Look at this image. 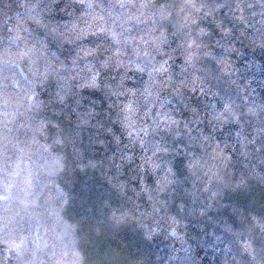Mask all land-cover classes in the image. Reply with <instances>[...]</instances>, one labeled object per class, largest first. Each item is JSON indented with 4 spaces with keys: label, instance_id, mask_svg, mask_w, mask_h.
<instances>
[{
    "label": "trees",
    "instance_id": "obj_1",
    "mask_svg": "<svg viewBox=\"0 0 264 264\" xmlns=\"http://www.w3.org/2000/svg\"><path fill=\"white\" fill-rule=\"evenodd\" d=\"M114 3L0 0V57L5 48L35 43L40 51L32 55L40 57L41 70L51 62V71L35 86L36 104L17 112L13 124L18 139L42 142L22 161L33 173L27 178L33 203L17 217L14 231L35 247L45 228L72 225L74 239L87 233L100 264H117L109 258L111 249L123 255L119 264H259L264 261V0H197L211 14L202 9L188 27L175 16L160 22L166 29L161 46L174 50L171 54L183 52L189 28L202 45L199 51L209 53L198 60L199 86L180 84L176 91L187 76L183 56L175 55L168 72L156 71L155 62L138 54L152 22L125 20ZM94 9L105 25L123 32L121 44L97 30L100 21L84 33L90 19L85 13ZM200 28L205 32L198 35ZM16 31L20 39L13 45L8 37ZM146 46L155 51L151 41ZM26 64L25 59L21 66ZM169 75L172 85L165 80ZM129 100L137 109L131 128L121 111ZM2 112L0 103V121ZM165 114L179 123L161 119ZM206 136L220 146L216 155L231 158L227 185L213 180L205 189L183 167L182 146ZM158 144L169 147L167 158L181 177L174 193L161 194L178 223L149 235L119 225L117 217L134 202L149 205L143 187L154 188L162 171L150 163ZM2 197L0 179V215ZM4 248L0 239V261L5 255L11 261L15 253Z\"/></svg>",
    "mask_w": 264,
    "mask_h": 264
},
{
    "label": "clouds",
    "instance_id": "obj_2",
    "mask_svg": "<svg viewBox=\"0 0 264 264\" xmlns=\"http://www.w3.org/2000/svg\"><path fill=\"white\" fill-rule=\"evenodd\" d=\"M92 8V4L87 5ZM113 7L121 10L120 15H123L125 20H135L138 23L144 21H151L153 27L149 29L145 36L147 40L141 38V43L145 45L144 51L138 52L147 58L149 63H154L156 71L163 74L169 71V62L175 59V55L183 56L182 70L187 74L186 80H181L176 84L173 91L179 89L180 84L192 88L198 87L200 79L197 75L199 68L198 60L203 55H208L207 51L200 52L202 47L197 39L191 35L189 28L188 39L181 42L183 49L182 53H175L174 50H166L161 45L166 42V29L160 25L161 21L168 20L175 16L177 22L181 27H188L195 24L201 10L204 9V14H211V9H205L197 0H182L180 3H160L158 0H115ZM90 19L85 22L83 29L86 34L91 29L95 21H100L98 31H107L113 43L121 44L126 37L123 32L118 31L112 25H105L103 23L104 16L100 11L93 10L90 13H85ZM157 28L159 31L157 32ZM205 32L204 28L198 29V35ZM15 45L16 41L20 39L19 32L16 31L14 35L8 37ZM151 41L152 47L148 48L147 42ZM121 49L117 48L115 51L119 52ZM35 43H25L22 47L12 51L5 48V55L0 57V103L3 104L2 121L0 124L3 130L0 131V172H2L3 185V212L0 215V231L3 235L0 237L5 246V253H15L11 261L9 256L5 255L0 264H100V258L95 254V249L89 244V237L86 232H82L78 238L73 237L72 225L64 226L62 224H54L44 229L41 234L42 239L36 243L35 247L28 246L24 243V238L20 237L15 231L14 226L17 217L27 211L28 206L33 203L29 199V192L27 179L33 173L26 169L22 161L33 150V145L41 146L42 142L37 141L34 137L30 140L18 139L13 124L16 122L17 112L22 109L31 110L36 101L33 99L35 95V86L42 82L51 71V62L43 65L41 70L38 60L40 57L32 55L33 52H39ZM94 51V50H93ZM165 59L156 61L157 56H165ZM43 54L41 53V56ZM27 60V64L23 67L22 63ZM112 57H108L103 65L105 68L110 66ZM123 62L117 61V67L121 66ZM140 67V65H136ZM151 71V70H150ZM29 73L31 74L29 77ZM167 85H172L174 81L169 76H165ZM93 84H95V74L92 77ZM166 85V86H167ZM151 94V93H149ZM136 106L132 100L121 109L126 115V126L131 128V124L135 123L130 120L136 112ZM148 115V112H145ZM217 120V114L214 117ZM161 119L167 120L170 124H178V120L170 115H162ZM17 127H19L17 125ZM133 131H137L133 129ZM135 139V137H133ZM143 139L141 138V143ZM183 147L185 159L183 167L186 172L203 183L204 188L213 181H219L224 184L230 183V162L231 158L227 155H216V148L219 145L213 146V141L209 138L202 137L200 140L192 138L188 144ZM209 147L213 150L209 151ZM200 151L197 152L196 149ZM169 147L158 144L153 152V157L150 158L152 167L162 169L159 177L155 181V187H143V191L147 193L149 205L143 207L138 203H133L125 208L117 217V223L121 226L127 227L131 230L142 229L145 233L151 235L158 233L163 228H174L178 223L175 217L167 212V206L164 199H161V194L167 192L169 196L176 191V187L181 182V177L177 175L172 162L167 158ZM220 151H224L221 148ZM159 154V155H157ZM156 161H159L157 164ZM229 176V179H225ZM162 209H164L162 211ZM28 254V255H26ZM110 259L119 264L124 260L123 255L119 250L111 249ZM128 264H131L129 261ZM259 264H264L260 261Z\"/></svg>",
    "mask_w": 264,
    "mask_h": 264
}]
</instances>
